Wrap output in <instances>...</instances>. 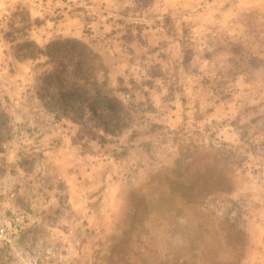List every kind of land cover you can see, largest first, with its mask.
<instances>
[{"label": "rangeland", "instance_id": "obj_1", "mask_svg": "<svg viewBox=\"0 0 264 264\" xmlns=\"http://www.w3.org/2000/svg\"><path fill=\"white\" fill-rule=\"evenodd\" d=\"M2 228L0 264H264V0H0Z\"/></svg>", "mask_w": 264, "mask_h": 264}, {"label": "trees", "instance_id": "obj_2", "mask_svg": "<svg viewBox=\"0 0 264 264\" xmlns=\"http://www.w3.org/2000/svg\"><path fill=\"white\" fill-rule=\"evenodd\" d=\"M83 50L89 51L90 55H92V58L96 57V55L84 43L74 39H68L65 41L58 40L48 45L46 54L49 57L52 56V58H56L57 56H60V58L66 60L65 65L58 67L46 77L48 84H56L59 94H73L74 96L80 98V95L76 91L77 83L74 80V78L78 76V72L74 70L71 73H68L67 69L68 66L72 64H75L74 67L85 64V57H83V54H79ZM92 58L90 59L91 63ZM63 89L65 90L62 91ZM86 96L83 101H88L90 105L98 102L99 104H103V106L109 111L116 110V105L112 104V99L108 95L99 97V101H97V99L93 100ZM116 102L117 104L119 103V101L115 100V103Z\"/></svg>", "mask_w": 264, "mask_h": 264}, {"label": "built area", "instance_id": "obj_3", "mask_svg": "<svg viewBox=\"0 0 264 264\" xmlns=\"http://www.w3.org/2000/svg\"><path fill=\"white\" fill-rule=\"evenodd\" d=\"M17 226H18V227H16V230H17V231H18V230H25V229H26V225H25L24 221H19V222L17 223ZM0 232H1V233L5 232V229L2 228ZM5 238H6V237H5Z\"/></svg>", "mask_w": 264, "mask_h": 264}]
</instances>
